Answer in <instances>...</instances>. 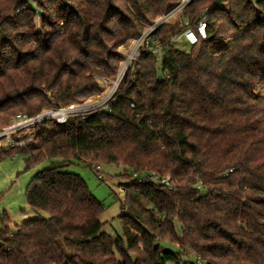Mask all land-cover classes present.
I'll use <instances>...</instances> for the list:
<instances>
[{
	"label": "trees",
	"instance_id": "1",
	"mask_svg": "<svg viewBox=\"0 0 264 264\" xmlns=\"http://www.w3.org/2000/svg\"><path fill=\"white\" fill-rule=\"evenodd\" d=\"M180 2L0 0V131L101 95L95 75L116 80L119 49ZM211 6L207 41L172 42L179 18L150 36L160 55L140 50L107 111L43 120L31 144L0 150L27 168L49 162L25 191L48 217L12 232L4 213L0 264H264V0H193L182 15L195 29ZM74 163L170 175L175 187L123 184L113 238L104 203L65 171Z\"/></svg>",
	"mask_w": 264,
	"mask_h": 264
},
{
	"label": "rangeland",
	"instance_id": "2",
	"mask_svg": "<svg viewBox=\"0 0 264 264\" xmlns=\"http://www.w3.org/2000/svg\"><path fill=\"white\" fill-rule=\"evenodd\" d=\"M147 26H145V28ZM137 41L138 40L130 41L126 46L119 49V53L125 57L124 61L121 63L120 69L125 64V60L127 59L126 54L131 52L130 50L134 48ZM174 47L180 51H188V46L184 41L174 44ZM95 76L103 88L102 94L89 98L85 103L73 105L68 109H62V113L75 115L91 111L93 107H95L93 109L102 108L104 106L103 103L107 101L109 97L115 95V91L113 92L115 80L108 81L97 74ZM49 112L51 111H44L40 115V119H42V116H46V114V117H49ZM22 122L23 121L15 120L12 125L7 128L25 129L13 132L11 135H9L8 132L5 135H0V150H5L10 145L25 147L33 142V129L35 124L24 125ZM18 132L22 133L19 134ZM47 166H49V162L27 168L25 158L22 154L0 161V220L1 216L6 213L12 222L10 226L12 232L15 231L16 225H20L23 221L35 218L38 215L43 218L48 217L47 214L43 212L36 213L32 211L27 205L25 196L26 188L31 180ZM65 171L80 175L86 182L92 195L98 201L104 203L105 209L100 217V220L104 224L102 231L113 238L122 236L123 229L120 217L122 213L121 202L124 200L123 184L134 181L135 178L133 173L129 170H125L122 166L116 165H102L98 173L96 170H92L80 163H74L68 166ZM125 171L128 175L132 176L130 180L122 177Z\"/></svg>",
	"mask_w": 264,
	"mask_h": 264
},
{
	"label": "built area",
	"instance_id": "3",
	"mask_svg": "<svg viewBox=\"0 0 264 264\" xmlns=\"http://www.w3.org/2000/svg\"><path fill=\"white\" fill-rule=\"evenodd\" d=\"M192 2L193 0H181V2L174 9H172L166 14H162L157 19H155L152 24H150L149 26L145 28L143 34L138 39L137 44H135L134 48L130 50L131 52L126 54L127 59L125 60V64L121 67V69H119L118 76L116 80L114 81V85H113V92L115 91V94L117 93L119 86L123 83L129 69L133 66L135 62L138 61L141 55L140 50L142 48L146 49V52L148 53L153 52L154 54L160 55L161 48L152 47L149 43V38L161 26L179 18L180 34L175 35L171 39L172 42H176L181 39H184L190 45H195L200 40L207 41V38H208L207 37V17H206L205 12L212 9L213 7L211 6L207 8V10L204 11V13L202 12L201 14H199V16H196L195 18L196 26L194 29L192 27V22L194 21V18H190L188 16L182 15L184 9L188 7ZM117 82H119L118 86H116L118 84ZM113 98L114 96L109 97L108 100L103 103L104 106L98 109H103L104 111H107L108 110L107 104L108 102L112 101ZM93 108L92 110H96ZM62 112L63 111L61 110L51 111L49 112L50 113L48 115L49 117H46L47 116L46 114V116H42V119H40L41 118L40 115L38 116V118H33V119H26L25 117L17 116L16 120L23 121L22 123H24V125H31V124L36 125L37 123L43 120L53 119V118H55L57 122L59 123H64L70 115L66 113H62ZM23 129L25 128H7V129L2 130L0 132V135H5L7 132L9 133V135H11V133L19 131V130H23ZM96 171L99 173L100 167H97ZM134 178H136L139 183L143 182L144 180H148L155 184L164 186L168 188L169 190H172L175 187V180L170 175H161L156 172H150V173H143V174H135Z\"/></svg>",
	"mask_w": 264,
	"mask_h": 264
},
{
	"label": "crops",
	"instance_id": "4",
	"mask_svg": "<svg viewBox=\"0 0 264 264\" xmlns=\"http://www.w3.org/2000/svg\"><path fill=\"white\" fill-rule=\"evenodd\" d=\"M18 144V143H17ZM12 146H14V145H12ZM11 145L9 146V147H7L6 149H8V148H10V147H12ZM18 146H20V145H18ZM5 149V148H4Z\"/></svg>",
	"mask_w": 264,
	"mask_h": 264
},
{
	"label": "bare ground",
	"instance_id": "5",
	"mask_svg": "<svg viewBox=\"0 0 264 264\" xmlns=\"http://www.w3.org/2000/svg\"><path fill=\"white\" fill-rule=\"evenodd\" d=\"M118 84L116 85V86H118L119 85V82H117ZM115 90V89H114ZM65 112V111H64Z\"/></svg>",
	"mask_w": 264,
	"mask_h": 264
}]
</instances>
